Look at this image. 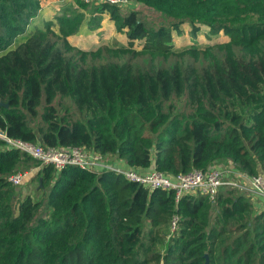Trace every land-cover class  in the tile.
<instances>
[{"label":"trees","instance_id":"obj_1","mask_svg":"<svg viewBox=\"0 0 264 264\" xmlns=\"http://www.w3.org/2000/svg\"><path fill=\"white\" fill-rule=\"evenodd\" d=\"M134 1L168 23L148 26L131 5L74 0L30 29L41 0H0V129L45 146L90 147L140 171L227 160L264 172V0ZM104 14L144 65L114 61L116 48L69 45L68 35L97 29ZM183 22L192 34L200 24L221 30L229 47L167 61L185 53L172 41ZM56 95L80 117L53 104ZM27 163L40 164L0 138V264H264V208H253L249 191L221 185L213 201L199 192L174 200L173 190L111 170L41 164L45 197H16L6 175Z\"/></svg>","mask_w":264,"mask_h":264},{"label":"built area","instance_id":"obj_2","mask_svg":"<svg viewBox=\"0 0 264 264\" xmlns=\"http://www.w3.org/2000/svg\"><path fill=\"white\" fill-rule=\"evenodd\" d=\"M84 2H108L122 7L132 4L133 0H82ZM0 138L7 146L14 147L37 159L40 164H50L55 169L65 165H74L94 171L111 170L121 174L125 179L153 189L160 187L173 190L174 200L183 193H203L210 200H214L217 189L221 185L233 187H245L250 193L262 198L261 205L264 208V172L247 174L235 169L234 165L215 164L202 170L191 168L185 172L166 174L154 168L140 171L131 167H123L113 163L107 155L86 146H45L39 142H28L19 138L10 137L0 129ZM108 157V158H107ZM24 173L17 170L6 175V179L12 185H17L22 180ZM170 230L176 227V215H172L168 224Z\"/></svg>","mask_w":264,"mask_h":264},{"label":"rangeland","instance_id":"obj_3","mask_svg":"<svg viewBox=\"0 0 264 264\" xmlns=\"http://www.w3.org/2000/svg\"><path fill=\"white\" fill-rule=\"evenodd\" d=\"M42 5L41 8L44 10V15L41 16L42 19L52 18L53 14L60 8L62 5H73L74 0H41ZM130 5L139 11V14L144 19L145 23L148 26L155 27L158 24H167L169 21V17L164 13L156 10L150 6L144 5L138 1H132ZM80 11H86L84 9H79ZM32 21L28 25V28L32 29ZM38 23V22H34ZM182 32L175 34L173 32L172 41L175 47H178L181 56L175 55L169 57L167 61H172L173 59L182 58L184 61L190 60L192 55V59L197 58L204 59L210 57L212 54L222 55L226 47H229L228 37L222 33V31H218L215 34L208 33V28L204 24H200L199 28L192 34L189 31V26L186 22L181 24ZM69 45L76 47L81 50H96L98 47H108V48H116L115 54L111 55L114 61H123L130 60L135 65L141 66L147 62V58L144 55L137 53L138 45L134 44L131 47L126 46V39L124 34L121 31H117L114 29V25L111 20L103 17L101 19V25L95 30H87L82 27L78 32L68 35L66 37ZM213 49H211V48ZM236 51V47H232ZM132 49V50H130ZM223 49V51H222ZM101 53L108 54L109 52L106 49H101ZM190 55H188V54ZM109 56V55H107ZM96 59H98L96 57ZM177 110L179 108H183L188 110V108L183 105L182 100H175ZM53 104H58L60 108H65L68 111L72 118L80 117L81 112L74 107L71 99L68 96H58L56 95L53 100ZM108 158V157H107ZM219 163V162H218ZM224 164H229L230 162L227 160L222 161ZM232 164V163H231ZM41 164L27 163V165H21L20 170L24 173L22 180L19 184L13 185V195L16 197H22L25 194L30 195L33 198L45 197V194L48 190V185H44L42 190L39 187V179L40 177L37 175V168L40 167ZM123 166V165H122ZM125 167V166H123ZM236 169V167H234ZM241 172H244L240 170ZM245 173V172H244ZM229 186V185H227ZM238 188V187H237ZM244 192H248L245 187L238 188ZM254 194L251 193V198ZM257 199H255L256 201ZM258 202V200H257ZM254 208V207H253ZM164 231L170 233V228L163 226ZM155 248H160L158 242L154 243Z\"/></svg>","mask_w":264,"mask_h":264},{"label":"crops","instance_id":"obj_4","mask_svg":"<svg viewBox=\"0 0 264 264\" xmlns=\"http://www.w3.org/2000/svg\"><path fill=\"white\" fill-rule=\"evenodd\" d=\"M43 15H44V10H43L42 8H40V9L38 10L36 16L34 17V21H33V22H40L41 19H42L41 16H43ZM103 17L108 18V17L106 16V14H104ZM49 18H50V17H49ZM108 20H109V19H108ZM108 157H109V156H108ZM110 159L112 160L113 163H115V164H117V165H120V166H121V164H122V162H123L122 160H118L117 158H114V157H111V156H110ZM120 163H121V164H120ZM255 199H257L258 202H257V200L255 201ZM250 200H251V202H252L253 207L257 208V207H259V206L261 205L262 198H261L260 196H258V195H253L252 198H250Z\"/></svg>","mask_w":264,"mask_h":264},{"label":"water","instance_id":"obj_5","mask_svg":"<svg viewBox=\"0 0 264 264\" xmlns=\"http://www.w3.org/2000/svg\"><path fill=\"white\" fill-rule=\"evenodd\" d=\"M2 102L0 101V104H1ZM4 105H7V103H3Z\"/></svg>","mask_w":264,"mask_h":264}]
</instances>
